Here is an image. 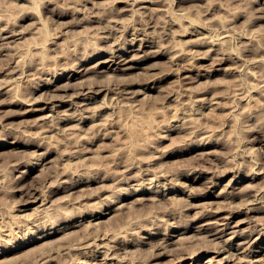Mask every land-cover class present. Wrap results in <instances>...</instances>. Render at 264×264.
Wrapping results in <instances>:
<instances>
[{"label": "rangeland", "instance_id": "374dc122", "mask_svg": "<svg viewBox=\"0 0 264 264\" xmlns=\"http://www.w3.org/2000/svg\"><path fill=\"white\" fill-rule=\"evenodd\" d=\"M0 264H264V0H0Z\"/></svg>", "mask_w": 264, "mask_h": 264}, {"label": "bare ground", "instance_id": "6f19581e", "mask_svg": "<svg viewBox=\"0 0 264 264\" xmlns=\"http://www.w3.org/2000/svg\"><path fill=\"white\" fill-rule=\"evenodd\" d=\"M6 37H7V36H6ZM132 51H133V50H132ZM123 60H124V59H123ZM113 63H115V61H113ZM96 64H97V62H96ZM94 66H95V65H94ZM97 67H98V66H97ZM84 71H85V70H84ZM74 72H75V71H74ZM76 72H77V71H76ZM79 72H81V71H79ZM96 72H98V71H96ZM147 78H149V77H147ZM145 80H146V79H145ZM150 80H152V79H150ZM146 82H147V81H146ZM56 95H57V94H56ZM54 96H55V95H54ZM51 97H53V96H51ZM57 97H58V96H57ZM53 98H55V97H53ZM219 226H220V225H219ZM55 230H56V229H55ZM222 230H223V229H221V231H222ZM216 231H218L217 228H216ZM218 233H219V232H218ZM169 238H170V237H169ZM164 242H165V241H164ZM165 245H166V244H165ZM226 245H228V243H227ZM180 247H181V246H180ZM180 247H179V248H180ZM228 247H229V246H228ZM177 248H178V247H177ZM177 248H175V249H176V253H177ZM182 248H184V246L181 247L180 249L182 250ZM186 248H187V247H186ZM186 248H185V249H186ZM212 248H213V247H212ZM220 248H221V247H220ZM213 249H214V248H213ZM213 249H212V251H213V253L216 254V256L219 255V254L222 252V250H223V249H221V250H220V249H215V250H213ZM224 249H225V248H224ZM186 250H187V249H186ZM205 250H206V249H205ZM209 250H210V249H209ZM179 251H180V250H179ZM183 251H184V250H183ZM212 251H211V252H212ZM185 252H186V251H184L183 253H185ZM189 252H190V253H195V254H196V252H195L194 250H192V252H191V251H189ZM197 252H199V251L197 250ZM200 252H201V251H200ZM207 252H209V251L207 250L206 253H207ZM173 253H174V251H173L171 254L174 255L175 253H174V254H173ZM179 253L181 254L182 251H181V252H178V254H179ZM183 253H182V255L184 256ZM187 253H188V252H187ZM172 255H171V256H172ZM186 255H187V254H186ZM193 255H194V254H193ZM207 255H208V254H207ZM175 256H176V255H175ZM178 256H179V255H177V258H178ZM194 256H195V255H194ZM173 257H174V256H173ZM184 257H185V256H184ZM184 257H181V256H180L179 260H177V258L175 257V258H176V261L174 260V262H182V261H184L185 259L187 260V258H186V257L184 258ZM187 257L190 258L189 256H187ZM183 258H184V259H183ZM228 258H229V256H228ZM208 261L213 262V260H212L211 258H210V260H208Z\"/></svg>", "mask_w": 264, "mask_h": 264}]
</instances>
